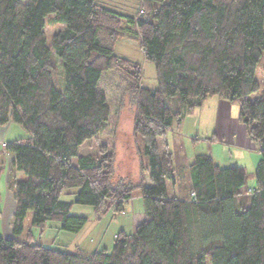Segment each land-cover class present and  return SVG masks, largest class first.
Listing matches in <instances>:
<instances>
[{
    "label": "trees",
    "instance_id": "16d2710c",
    "mask_svg": "<svg viewBox=\"0 0 264 264\" xmlns=\"http://www.w3.org/2000/svg\"><path fill=\"white\" fill-rule=\"evenodd\" d=\"M139 6L126 21L135 24L153 63V87L141 84L139 63L114 53L124 18L116 11L95 0H0V125L14 122L29 132L4 144L15 170L7 180L15 198L12 230L20 233L31 212L34 225L58 221L78 232L87 218L70 215L72 202L61 198L73 188L74 202L91 205L96 220L122 212L135 189L143 202V219L132 232L119 230L111 250L72 253L0 236V264H264V82L259 93L256 79L264 0H139ZM51 15L63 27L48 45ZM113 69L133 80L124 95L134 105L131 132L149 185L143 176L137 183L115 179V152L106 145L99 154L79 153L106 128L111 109L100 80ZM213 96L238 102V119L259 145L250 187L244 167H222L200 153L180 168L160 146L185 111Z\"/></svg>",
    "mask_w": 264,
    "mask_h": 264
},
{
    "label": "rangeland",
    "instance_id": "374dc122",
    "mask_svg": "<svg viewBox=\"0 0 264 264\" xmlns=\"http://www.w3.org/2000/svg\"><path fill=\"white\" fill-rule=\"evenodd\" d=\"M95 2L124 16L121 22V36L117 38L113 47L114 53L141 65L142 85L146 87L156 85L153 63L144 57L136 26L126 21V17H135L138 14L139 0H95ZM51 17L53 15L46 18L45 24L48 45L51 43L53 33L63 27V24L53 21ZM59 76L60 83L57 88L62 89L64 82L62 68ZM256 79L260 84L259 93H261L264 82V50L256 72ZM130 82L132 83L133 80L121 69H113L102 75L100 88L110 106V117L104 131L82 143L79 153L82 155L99 154L100 147L106 145L108 150L113 149L115 152V179L122 177L137 183L143 176L145 184L149 185L148 173L141 169L138 142L131 132L134 105L129 97L124 95ZM217 99L220 98L210 97L196 109L185 111L181 122L166 131L164 141L162 139L158 141L162 148L166 147L165 142L168 143L169 148L167 149L173 153L174 164L179 167L191 162L195 155L200 153L211 155L222 167H244L248 173L246 185L250 187L253 184L250 173L260 157L259 145L248 136L244 123L238 119V102L229 100L221 102L220 100L218 103ZM12 127L6 137L8 141L29 135V132L14 122ZM139 146L141 150V143ZM75 160L76 158L74 162ZM142 161L147 164V158L143 153ZM11 166L10 163V168L7 165L6 168L0 170V236L4 238L30 240L53 249L88 254L103 248L111 250L115 234L119 230L132 232L134 222L143 217V202L139 189H135L132 197L123 203L122 212L115 213L109 210L100 220H96L91 205L74 202L77 188H73L70 190L71 193L62 194L61 198L72 202L70 215L87 218L85 225L78 232L62 229L58 221H46L42 226L34 225L32 213L28 212L22 231L15 233L11 226L15 198L13 192L7 187V180L15 172ZM18 177H22V174ZM166 188L168 194L171 195L173 188L169 181L166 182Z\"/></svg>",
    "mask_w": 264,
    "mask_h": 264
},
{
    "label": "crops",
    "instance_id": "0c3cea01",
    "mask_svg": "<svg viewBox=\"0 0 264 264\" xmlns=\"http://www.w3.org/2000/svg\"><path fill=\"white\" fill-rule=\"evenodd\" d=\"M220 99H217L218 100V103H220V100H221V102L222 101H226L227 99L225 98V97H221V96H218ZM12 123L13 122H8V123H6V124H4V125H0V166H2V170L4 169V168H6V166L8 165V167L10 168V163H11V165H12V159H13V154H11V153H9L8 151H6L5 150V147H4V144L6 143V142H8V138H6L7 137V135H8V132L10 131V130H12ZM165 144L167 145V148H169L168 147V143L167 142H165ZM259 151V150H258ZM255 167V166H254ZM1 173V172H0ZM17 173V175H20L21 173H19V172H16ZM175 193V191H174V189L172 190V194H174ZM171 194V195H172ZM139 219H141V217L139 218ZM142 219H143V217H142ZM140 220H136L135 222H134V224H133V229L135 228V226H136V224H137V222H139Z\"/></svg>",
    "mask_w": 264,
    "mask_h": 264
}]
</instances>
